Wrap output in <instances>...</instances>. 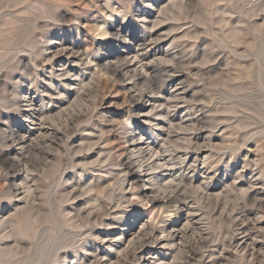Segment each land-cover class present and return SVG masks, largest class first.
Here are the masks:
<instances>
[{
  "label": "rangeland",
  "instance_id": "374dc122",
  "mask_svg": "<svg viewBox=\"0 0 264 264\" xmlns=\"http://www.w3.org/2000/svg\"><path fill=\"white\" fill-rule=\"evenodd\" d=\"M0 264H264V0H0Z\"/></svg>",
  "mask_w": 264,
  "mask_h": 264
},
{
  "label": "bare ground",
  "instance_id": "6f19581e",
  "mask_svg": "<svg viewBox=\"0 0 264 264\" xmlns=\"http://www.w3.org/2000/svg\"><path fill=\"white\" fill-rule=\"evenodd\" d=\"M125 31V30H124ZM127 35V34H126ZM129 37V36H128ZM125 40H126V38H125ZM139 44V43H138ZM131 45V44H130ZM127 47V46H126ZM133 47V46H132ZM138 47V46H137ZM125 48V47H124ZM134 50V49H133ZM132 50V51H133ZM61 51V50H60ZM67 52V51H66ZM65 53V52H64ZM125 53V52H124ZM71 55V54H70ZM135 58V57H134ZM138 58V57H137ZM127 60V59H126ZM127 65V64H126ZM128 66V65H127ZM130 66V65H129ZM62 67V66H61ZM124 68V67H123ZM126 68H128V67H126ZM148 69V68H147ZM152 69V68H151ZM100 70V69H99ZM105 70H107L106 68H105ZM109 70V69H108ZM116 70V69H115ZM134 70H136V69H134ZM171 70V69H170ZM100 71H102V70H100ZM124 71V70H123ZM155 71V70H154ZM109 72V71H108ZM107 72V73H108ZM130 72V71H129ZM133 72V71H132ZM136 72V71H135ZM117 73V72H116ZM125 73V72H124ZM137 73V72H136ZM154 73V72H153ZM115 75H117V74H115ZM138 75H139V73H138ZM135 78H137L136 76H135ZM139 79V78H138ZM67 93V92H66ZM33 105V104H32ZM34 106H35V104H34ZM41 108V107H40ZM35 110V109H34ZM36 111H37V113H36V115H38L39 117L40 116H43V114H44V112L42 111V110H40V109H38V108H36ZM48 113V112H47ZM44 117V116H43ZM49 118V117H48ZM43 134V133H42ZM138 134H140V133H138ZM22 137V136H21ZM43 137H44V135H43ZM138 137H139V140L141 139V135H138ZM42 138V137H41ZM46 138L47 139H49L48 137H47V135H46ZM43 139V138H42ZM45 139V138H44ZM43 139V140H44ZM133 141V140H132ZM37 143V142H36ZM46 143V142H45ZM41 144V143H40ZM140 144V143H139ZM168 144V143H167ZM171 144V143H170ZM133 145V144H132ZM138 145V144H137ZM25 146V145H24ZM34 146V145H33ZM35 146H37V145H35ZM134 146V145H133ZM39 147V145L37 146V148ZM26 148V147H25ZM27 149V148H26ZM32 149H34V148H32ZM48 149V148H47ZM134 149H135V147H134ZM152 149V148H151ZM22 150V149H21ZM40 150V149H39ZM38 150V151H39ZM42 150V149H41ZM148 150H150V149H148ZM48 151V150H47ZM139 151V150H138ZM40 152V151H39ZM134 152V151H133ZM136 152V151H135ZM140 152V151H139ZM150 152V151H149ZM141 153V152H140ZM153 154V153H152ZM135 155V154H134ZM141 155V154H140ZM151 156H153V155H151ZM143 157V156H142ZM154 158V157H153ZM17 159V158H16ZM39 159V158H38ZM17 162V161H16ZM137 162V161H136ZM154 162V161H153ZM57 163V162H56ZM58 163H59V161H58ZM155 163V162H154ZM48 164V163H47ZM46 164V165H47ZM144 164V163H143ZM151 164V163H150ZM156 164H157V166H155L154 164V166H152V164L150 165L151 167H152V169H158L159 167H161L162 165L159 163V161H158V163L156 162ZM121 165V164H120ZM161 165V166H160ZM59 167H56V168H58V170L60 169V165H58ZM55 167V166H54ZM140 167V166H139ZM149 168V167H148ZM144 169V168H143ZM50 170V169H49ZM48 170V171H49ZM56 170V169H55ZM46 171V170H45ZM48 171H46V173H48ZM45 173V174H46ZM138 173V172H137ZM47 175V174H46ZM52 175V174H51ZM54 175V174H53ZM135 175V174H134ZM48 176H50V175H48ZM139 176V175H138ZM44 177V176H43ZM52 179H53V177H55V175L54 176H50ZM50 177H46V178H50ZM45 178V177H44ZM140 178V177H139ZM48 179H46V180H48ZM50 180V179H49ZM135 180V179H134ZM125 181V180H124ZM149 181H151V180H149ZM164 181V180H163ZM145 185V184H144ZM136 186H134L133 188H135ZM48 188V187H47ZM47 188H46V190H47ZM142 188V187H141ZM36 189V188H35ZM45 190V189H44ZM112 190V189H111ZM142 190V189H141ZM114 191V190H113ZM146 191V190H145ZM145 191H140L141 193L140 194H143V197H145V195H146V192ZM33 192V191H32ZM138 192V191H137ZM43 193H44V191H43ZM43 193H41V194H43ZM47 191L45 192V194H46V196H47ZM150 193V192H149ZM33 194V193H32ZM36 194H37V192H36ZM49 194V193H48ZM112 194V193H111ZM40 195V194H39ZM110 195V194H109ZM134 195V194H133ZM137 195H139V194H137ZM34 195H32V197H33ZM45 196V197H46ZM110 196H112V195H110ZM124 196V195H123ZM139 197H141V196H139ZM138 197V198H139ZM160 197V196H159ZM44 197H42V199H43ZM112 198V197H111ZM35 199V198H34ZM34 199H32V201L34 200ZM51 199V198H50ZM140 199V198H139ZM148 200V199H147ZM170 199H168V201H169ZM34 201H38L37 200V198H36V200H34ZM41 201H43V200H41ZM45 201H46V199H45ZM44 201V202H45ZM142 201H143V199H142ZM171 201V200H170ZM140 202V201H139ZM148 202H149V204L151 203V209H153L154 207H156L158 204H161V203H163V201L162 200H160V199H158V198H150L149 200H148ZM177 202V201H176ZM35 202H33V204H34ZM143 203V202H142ZM147 203V202H146ZM33 204H32V207H33ZM40 204V203H39ZM134 204V203H133ZM169 204V203H168ZM164 205V204H163ZM172 205V204H171ZM174 205V204H173ZM35 206V205H34ZM49 206V205H48ZM162 206V205H161ZM36 207H38V206H36ZM50 207V206H49ZM60 208V207H59ZM160 208H163V207H160ZM164 208H167V210H168V208L169 207H164ZM150 209V210H151ZM34 211H31L32 213H34V214H32V215H34V222H36V226H39V225H41V221L42 220H48V223H50L51 221H52V219H50L51 217H50V215L49 216H47V218L45 217V216H41V214H40V210H39V207L38 208H35V209H33ZM157 210H160V209H157ZM157 210H156V212H157ZM152 211V210H151ZM151 211H149V213H153V212H151ZM162 211H164V209L162 210ZM97 212V211H96ZM99 213V212H98ZM102 213V212H101ZM159 213V212H158ZM166 213V212H165ZM95 214H97V213H95ZM94 214V216H96ZM103 214V213H102ZM104 214H106V213H104ZM42 215H44V213H42ZM90 215H93V214H90ZM153 216H154V214H152ZM151 215V216H152ZM64 216V218H66L65 217V215H63ZM148 216V215H147ZM156 216V215H155ZM99 217V216H98ZM46 218V219H45ZM67 219V218H66ZM71 220L72 219H69V220H66V222H69V224H72L73 225V227H75V228H77L78 226H77V224H75V221L77 220V219H75V221H73V223H70L71 222ZM78 220H79V218H78ZM77 220V221H78ZM191 222V221H190ZM53 224V223H52ZM55 224V223H54ZM53 224V225H54ZM66 224V223H65ZM170 226V225H169ZM166 227H167V225H166ZM58 228V227H57ZM61 228V227H60ZM165 228V227H164ZM51 232H53L55 229H54V227L52 226L51 228ZM62 230V229H61ZM145 231V230H144ZM164 231V230H163ZM165 231H166V229H165ZM58 232H59V229H58ZM57 232V233H58ZM36 234H37V232H35ZM35 233H34V235H35ZM144 233H146V232H144ZM162 233V232H161ZM52 235V234H51ZM162 235V234H161ZM54 235H52V237H53ZM89 236V235H88ZM150 236V235H149ZM165 236H166V233H165ZM147 239V238H146ZM164 239V238H163ZM165 239H166V237H165ZM167 239H169V235H168V238ZM172 239V238H171ZM173 239H174V237H173ZM149 240H150V238H149ZM145 241V240H144ZM134 242V241H133ZM148 242V241H147ZM146 242V243H147ZM142 243H145V242H142ZM135 244V243H134ZM140 245V244H139ZM133 246V245H132ZM138 246V245H137ZM82 248V247H81ZM128 249V248H127ZM254 249V248H253ZM135 251V250H134ZM133 251V252H134ZM142 251V250H141ZM132 252V251H131ZM136 252V251H135ZM138 252V251H137ZM131 254V253H130ZM137 254V253H136ZM136 254H134V255H136ZM127 260V259H126Z\"/></svg>",
  "mask_w": 264,
  "mask_h": 264
}]
</instances>
